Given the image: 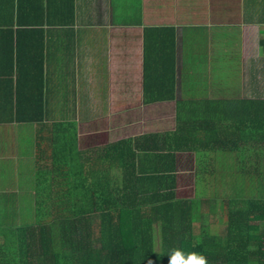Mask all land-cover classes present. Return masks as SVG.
I'll return each instance as SVG.
<instances>
[{
    "label": "crops",
    "instance_id": "obj_1",
    "mask_svg": "<svg viewBox=\"0 0 264 264\" xmlns=\"http://www.w3.org/2000/svg\"><path fill=\"white\" fill-rule=\"evenodd\" d=\"M41 82L45 126L0 123V222H31L38 136L70 121L82 163L119 143L137 176L171 173L197 233L225 230L233 200L264 201V141L241 125L243 101H264V0H0V119Z\"/></svg>",
    "mask_w": 264,
    "mask_h": 264
},
{
    "label": "trees",
    "instance_id": "obj_2",
    "mask_svg": "<svg viewBox=\"0 0 264 264\" xmlns=\"http://www.w3.org/2000/svg\"><path fill=\"white\" fill-rule=\"evenodd\" d=\"M15 47L17 55L24 50L18 42ZM10 48L14 54L13 39ZM41 50L40 64L34 63L41 67L40 74L44 48ZM25 71V75L31 74L29 66ZM34 92L27 90L22 95L18 89L15 112L12 110V117L0 119V123L44 127L43 82L35 99ZM253 110L257 115L254 119ZM242 111V128L253 126L264 141V101H257L253 107L243 101ZM49 130L50 136L37 139L40 180L35 212L31 222H0V264H167L168 251L173 247L203 252L209 264H264L262 199L233 200L228 205L225 230L203 227L197 233L193 202L174 198V186L168 180L171 173L137 176L135 153L131 150L126 160L119 161L118 147L114 148L119 143L106 148L105 161L98 158L88 162L84 158L82 163L76 123H54ZM233 130L230 126L229 141ZM242 134L246 140L247 131ZM171 136L164 135L165 143ZM161 157L173 158L170 152Z\"/></svg>",
    "mask_w": 264,
    "mask_h": 264
},
{
    "label": "clouds",
    "instance_id": "obj_3",
    "mask_svg": "<svg viewBox=\"0 0 264 264\" xmlns=\"http://www.w3.org/2000/svg\"><path fill=\"white\" fill-rule=\"evenodd\" d=\"M167 264H209L203 252H186L182 247H173L168 251Z\"/></svg>",
    "mask_w": 264,
    "mask_h": 264
},
{
    "label": "rangeland",
    "instance_id": "obj_4",
    "mask_svg": "<svg viewBox=\"0 0 264 264\" xmlns=\"http://www.w3.org/2000/svg\"><path fill=\"white\" fill-rule=\"evenodd\" d=\"M27 169L29 170L30 168H27ZM257 179H260V181H262V180L264 179V178H262V177L260 176L259 172H258V174H257L255 180H257ZM256 183H259V182L256 181ZM235 186H236V185H235ZM255 186H256V185H254V187H255ZM254 187L251 186V187L248 188V190L251 191L250 193H252V191L255 189ZM244 191H246V194H249L246 188H244ZM25 217H26V216H25ZM30 217H31V215H30V216H27L28 219H30Z\"/></svg>",
    "mask_w": 264,
    "mask_h": 264
},
{
    "label": "built area",
    "instance_id": "obj_5",
    "mask_svg": "<svg viewBox=\"0 0 264 264\" xmlns=\"http://www.w3.org/2000/svg\"><path fill=\"white\" fill-rule=\"evenodd\" d=\"M263 250H264V245H263Z\"/></svg>",
    "mask_w": 264,
    "mask_h": 264
}]
</instances>
